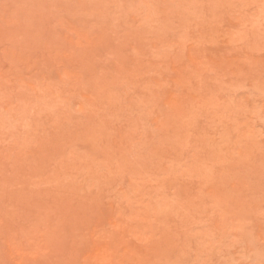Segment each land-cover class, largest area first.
<instances>
[{
	"label": "rangeland",
	"instance_id": "rangeland-1",
	"mask_svg": "<svg viewBox=\"0 0 264 264\" xmlns=\"http://www.w3.org/2000/svg\"><path fill=\"white\" fill-rule=\"evenodd\" d=\"M0 264H264V0H0Z\"/></svg>",
	"mask_w": 264,
	"mask_h": 264
}]
</instances>
